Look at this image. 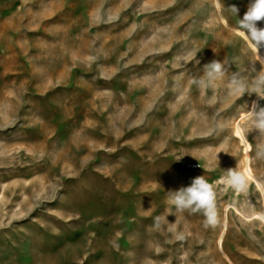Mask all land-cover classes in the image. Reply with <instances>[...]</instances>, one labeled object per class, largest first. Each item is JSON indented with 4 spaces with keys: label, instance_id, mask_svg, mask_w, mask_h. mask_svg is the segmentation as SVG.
Listing matches in <instances>:
<instances>
[{
    "label": "rangeland",
    "instance_id": "1",
    "mask_svg": "<svg viewBox=\"0 0 264 264\" xmlns=\"http://www.w3.org/2000/svg\"><path fill=\"white\" fill-rule=\"evenodd\" d=\"M219 3L0 0V264H264L257 97L228 86L255 75L235 31L250 0ZM213 60L228 73L198 87ZM197 176L214 228L168 203Z\"/></svg>",
    "mask_w": 264,
    "mask_h": 264
},
{
    "label": "clouds",
    "instance_id": "2",
    "mask_svg": "<svg viewBox=\"0 0 264 264\" xmlns=\"http://www.w3.org/2000/svg\"><path fill=\"white\" fill-rule=\"evenodd\" d=\"M218 8L221 7L217 0ZM230 14L238 16L239 8L236 5L226 7ZM264 21V0H250L247 11L241 19H238L235 31L242 36L250 49L257 57L250 60V72L255 75L251 80L246 79L241 72H232L228 86L240 98L246 92L250 95L255 93L256 99L252 101L248 114L252 119V130L258 131V136L262 138L257 143L255 149V159L264 160V58L259 55L260 49L264 48V27H259L258 22ZM262 66L256 70L255 63ZM226 64L218 60L204 66L203 75L194 81L198 87H214L215 81L227 74ZM181 158L177 159L180 160ZM218 160V156H217ZM219 166V162H218ZM225 184L236 193L246 195L249 189L248 177L245 172L238 169H228L224 177ZM168 203L174 206L177 212L195 214L199 213L204 217L205 228L216 227L219 221L218 207L216 201V191L204 176H197L192 179L188 186H182L178 190L168 192ZM160 217L155 218L156 227H160ZM185 234L178 232L175 234L177 241H184Z\"/></svg>",
    "mask_w": 264,
    "mask_h": 264
}]
</instances>
